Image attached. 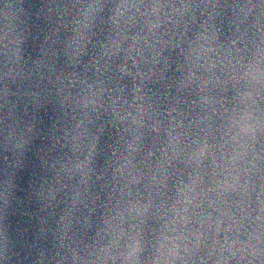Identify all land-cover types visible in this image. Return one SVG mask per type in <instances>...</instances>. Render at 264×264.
Listing matches in <instances>:
<instances>
[{"label": "clouds", "instance_id": "obj_1", "mask_svg": "<svg viewBox=\"0 0 264 264\" xmlns=\"http://www.w3.org/2000/svg\"><path fill=\"white\" fill-rule=\"evenodd\" d=\"M0 155V264H264V0H0Z\"/></svg>", "mask_w": 264, "mask_h": 264}, {"label": "water", "instance_id": "obj_2", "mask_svg": "<svg viewBox=\"0 0 264 264\" xmlns=\"http://www.w3.org/2000/svg\"><path fill=\"white\" fill-rule=\"evenodd\" d=\"M37 29L34 27V31ZM35 45H31V47L28 48L30 52L34 51ZM46 110H41V115H44ZM44 124H49L50 121L48 119L47 115H44ZM40 142L37 141L33 145V149L36 148V146ZM29 159L26 160V168L24 170H21L18 173L17 177V182L20 186L21 189L24 190V192H27L29 190V183L31 180V173L38 170L39 162H38V157L34 155L33 152L28 153ZM4 167L3 164V156L0 155V170H2ZM2 179V177H0ZM24 192H18L19 196H23ZM34 210L32 209V206L28 204L27 201H24L23 206H17L16 208V215L13 217V224L17 227H19L21 230H24L25 232L29 231L34 225H35V220L30 219V215H32Z\"/></svg>", "mask_w": 264, "mask_h": 264}]
</instances>
